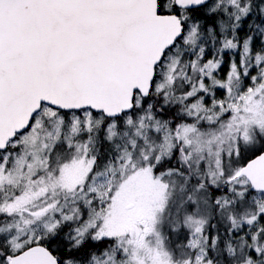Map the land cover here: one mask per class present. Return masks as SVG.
Wrapping results in <instances>:
<instances>
[{"label":"snow or ice","instance_id":"obj_1","mask_svg":"<svg viewBox=\"0 0 264 264\" xmlns=\"http://www.w3.org/2000/svg\"><path fill=\"white\" fill-rule=\"evenodd\" d=\"M0 264H264V0H0Z\"/></svg>","mask_w":264,"mask_h":264}]
</instances>
